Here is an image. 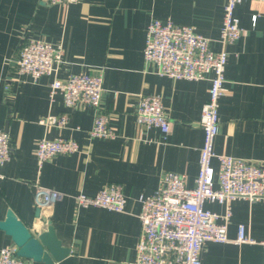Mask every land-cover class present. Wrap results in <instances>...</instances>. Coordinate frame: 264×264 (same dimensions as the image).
<instances>
[{"label": "crops", "instance_id": "crops-1", "mask_svg": "<svg viewBox=\"0 0 264 264\" xmlns=\"http://www.w3.org/2000/svg\"><path fill=\"white\" fill-rule=\"evenodd\" d=\"M225 0H78L64 5L46 0H0V128L7 124L11 152L1 167L0 220L11 208L34 233L45 229L35 217V186L53 188L61 196L46 210L48 220L68 256L54 264H135L141 232L140 194L151 193L163 172L185 176L193 187L199 168L203 130L202 105L208 79H172L157 73L143 57L145 31L153 17L191 24L218 41ZM242 35L227 45L225 94L219 99L216 154L264 161V0H242L235 8ZM255 21L252 20L253 15ZM39 38L63 45L57 76L102 70L101 110L109 117L113 138L91 137L94 112L87 105L66 107L62 96H48L51 77L36 81L18 73L11 63L21 43ZM159 95L170 122L166 135L137 119L140 95ZM68 115L63 128L49 126V115ZM70 138L79 151L56 155L42 164L34 154L42 138ZM218 159L212 166L217 170ZM118 183L126 196L122 212L78 206L79 193L95 195ZM214 187H218L217 180ZM230 209L227 236L235 240L238 226L255 242H206L201 264H264V200L234 198L227 203L205 201L219 216ZM218 222L222 221L219 217ZM15 245L0 229V248ZM30 264H44L33 262Z\"/></svg>", "mask_w": 264, "mask_h": 264}, {"label": "built area", "instance_id": "built-area-1", "mask_svg": "<svg viewBox=\"0 0 264 264\" xmlns=\"http://www.w3.org/2000/svg\"><path fill=\"white\" fill-rule=\"evenodd\" d=\"M49 3L69 5L78 0H46ZM242 0H225L224 14L218 41L220 48L210 47V38L197 32L191 24L177 23L172 19L161 21L151 18L146 26L144 60L157 67V73L172 79L197 81L208 79V99L201 107L199 124L203 130V144L199 152V168L193 187H188L185 176L176 172H163L158 186L149 194H140L138 218L141 232L137 242L135 264H201L200 253L208 242H255L246 234L243 224L238 226L235 240L227 236L230 209L219 216L204 208L205 201L227 203L240 197L251 201L264 200V161H250L226 154H216L213 145L219 132V99L225 94V66L228 59L227 45L242 35V26L235 8ZM255 14L252 20L255 21ZM63 45L39 38L23 41L15 56L19 74L36 81L42 76L51 77L48 96L51 100L60 94L66 107L87 105L93 109L91 137L113 138L114 130L108 115L101 110L103 73H72L59 78L57 70L63 63ZM137 119L146 127H156L163 134L170 131L159 95H140L137 102ZM49 126L63 128L68 123L66 113L49 115ZM79 151L78 143L70 138H40L34 154L39 164L56 156ZM10 137L0 128V169L9 159ZM217 158V170L212 166ZM3 174L0 171V179ZM217 180L218 187H214ZM56 189L35 186L34 206L48 220L46 210L60 198ZM78 206H94L122 212L126 196L121 184L108 183L93 196L79 193L75 196ZM222 221L218 222V218ZM263 249L264 242H260ZM0 264H30L17 255L15 245L0 248Z\"/></svg>", "mask_w": 264, "mask_h": 264}, {"label": "water", "instance_id": "water-1", "mask_svg": "<svg viewBox=\"0 0 264 264\" xmlns=\"http://www.w3.org/2000/svg\"><path fill=\"white\" fill-rule=\"evenodd\" d=\"M11 63L15 64V57ZM7 131V124L4 126ZM35 217L40 216V209L35 208ZM41 219L46 222L45 229L34 234L30 228L18 218L15 212L8 208L6 216L0 220V229L11 237L17 247V255L33 262H43L44 264H54L69 255L70 249L62 246L57 238L50 220Z\"/></svg>", "mask_w": 264, "mask_h": 264}]
</instances>
